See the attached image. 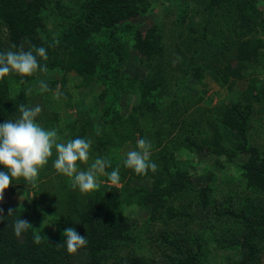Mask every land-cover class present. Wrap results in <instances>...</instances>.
<instances>
[{"label": "rangeland", "instance_id": "rangeland-1", "mask_svg": "<svg viewBox=\"0 0 264 264\" xmlns=\"http://www.w3.org/2000/svg\"><path fill=\"white\" fill-rule=\"evenodd\" d=\"M160 1L152 0V6L148 11L129 19L131 23H135L134 28L122 22L112 29H106L93 36L92 45L101 56L95 73L96 78H91L86 84H82L83 78L74 71L65 72L61 68L48 69L47 72L37 71L34 78L25 86V90L28 92L31 90L29 95L32 107L39 105L42 109L36 122L45 130H56L58 142L66 143L74 139L73 135L81 131V119H89L94 128L93 135L89 134L88 140L96 143L93 147H98L100 150L91 155L88 165L79 164L81 170H87L97 157L110 160L111 167L106 168V173L119 168V185H112L106 174L100 175L98 180L101 190L106 191L104 188L106 184L121 189L119 206L130 220L136 243L133 245L134 251L131 252L129 247L118 246L116 252L118 259L116 257L106 259L108 262L106 264H132V261L138 264H171L172 260L179 259H187L190 264H235L244 256L243 253L247 249L240 245H232L229 238L233 237L243 242L247 222L264 213V194L252 187H246L245 183L238 180L239 168L245 161L246 155L241 154L229 159L223 153H208L205 149L190 150L187 142L183 140L180 149L174 151L175 160L181 161L184 167H190L191 181L197 188L190 193L175 196L168 204L175 205L179 211H185L184 215L178 216L171 224L165 226L150 219L149 206L124 204L127 187L149 186L150 180L142 179L135 171L130 173L124 167L123 161L127 152L135 150L133 140L130 139L132 129L130 124L129 129L122 130L125 137L117 136L115 132L108 133V137L105 136L108 129L107 122L112 119L115 111H118L124 119L134 113L137 117L135 121L140 128H145L147 131L145 138L137 132L134 141L146 139L152 145L148 138L153 135L156 136V141L161 138L157 133L161 132L163 129H159L165 125L160 121L167 118L174 120L170 125L168 124L173 137L184 139L190 135L199 140L213 137L209 119L213 112H216L215 108L221 103L240 101L242 104H249L251 108L247 126L248 141L258 148L264 158V48L261 49L260 60L246 67V79L237 80L232 88L220 87L213 78L212 70L223 65L215 62L214 54L220 47L219 34L224 33L228 24V21H225L227 16L223 15L220 8L212 10L211 17L214 12L216 15L207 32L213 40L210 45L206 42L207 45H203L199 50L201 54L198 53L194 57L193 48L196 44L188 30L190 26L196 24L198 18L196 13L190 15L189 11L185 13L184 10L179 9L180 2L189 0H176L179 10L173 12L160 9L158 6ZM83 6L84 0H48L46 9L48 15L45 21L46 29L51 36H56L61 26L72 22L83 10ZM257 7L264 11V0H258ZM184 14L189 20L181 22L180 18L184 17ZM154 23H157L164 36L165 52L160 59L144 57L137 50L134 39L136 29H146ZM180 25L182 27H179ZM254 31L250 36L262 38L264 41L263 33L259 29ZM6 32V26L0 24V36L4 38ZM232 56L233 54L228 52L224 58L228 59ZM193 57L197 63L209 68L204 72L202 82L187 73ZM161 62L167 69L165 74L156 78L155 74ZM63 75H66V82L62 80ZM153 78H156L159 84L152 88L145 98L148 104H154V107H151L142 103L144 98H141L139 84L141 80ZM41 82L47 84L48 91L41 90ZM252 82L258 85L259 90L250 93L246 88ZM182 84L185 88L183 93L180 90ZM189 103L190 107H188ZM133 109L136 110L133 112ZM116 124L121 126V123ZM221 137L225 147H230L231 140L224 134H221ZM120 155H124V159ZM51 158H53L51 166H54L53 162L57 158L55 148ZM218 159L220 164L217 163ZM43 169L39 171L38 176ZM126 171L128 174H125ZM39 185L38 182L36 187L25 189L18 183L12 182L5 192L4 202L25 208L30 222L41 232L49 231L50 235L60 236L62 230L54 222L57 215L53 213L52 208H45L44 205L46 199L50 197L36 195L35 191L38 190ZM58 186L56 188L52 185V189L64 194V184ZM206 186L210 187V191L207 203L204 204L198 195V188ZM52 200L50 204L54 207L56 200ZM258 247L260 248L256 252L257 256L245 259L247 264H264V246ZM88 259L87 251H78L70 264H83ZM104 261L105 259L103 264Z\"/></svg>", "mask_w": 264, "mask_h": 264}, {"label": "trees", "instance_id": "trees-1", "mask_svg": "<svg viewBox=\"0 0 264 264\" xmlns=\"http://www.w3.org/2000/svg\"><path fill=\"white\" fill-rule=\"evenodd\" d=\"M257 1L189 0L188 2H180L179 9L184 10L185 13L190 12V15L196 13L198 18L196 24L190 26L188 30L189 35L194 37L193 41L196 44L193 48L194 57L200 53L199 50L202 49L203 45H207L206 42L210 45L213 40L207 32L216 15L214 12L211 17L212 10L220 8L223 15L227 16L225 21L227 20L228 24L224 33L219 34L220 47L214 54L215 62L223 65L212 70L213 78L220 87L229 86L232 88L237 80L246 79V67L252 62L256 63L260 60L264 41L262 38L250 36L254 30L257 31L258 29L264 35V11L257 7ZM47 3L48 0H0V24L7 28L4 38L0 36V53H6L9 50L19 51L22 47L23 50H31L35 54L34 48L44 47L48 59L44 60L37 56L42 67L46 65L47 70L61 68L65 72L74 71L83 78L82 84H86L91 78H96L95 73L101 59L100 53L92 45L93 36L106 29H112L122 22L134 28L135 23H131L129 19L143 15L152 6V0H84L83 10L78 16L68 25L61 26L56 36H51L46 29L45 21L48 15ZM166 3L167 5H165ZM158 6L160 9L170 10V12L179 10L176 0H161ZM186 16L184 14L180 21L189 20L186 19ZM134 33L136 48L144 57L160 59L164 56V36L157 23L146 29H136ZM180 34L182 33L180 32ZM14 45L15 47H13ZM228 52H231L233 56L226 59L224 56ZM194 57L191 59L187 73L195 80L202 82L204 72L209 68L197 63ZM166 69V66L161 62L155 77L165 74ZM33 78L34 75L20 76L15 72L0 78V124L7 120L15 121L18 119L21 116L19 112L21 104L33 108L31 97L25 90V86ZM156 78L141 80L139 84L141 98H144L142 103L151 107H154V104H148L145 98L150 90L159 84ZM62 80L63 82L67 81L66 75H63ZM258 82L260 81L258 80ZM259 85L261 86V82ZM180 86H182L180 87L182 93L185 92L184 84ZM246 90L251 93L254 90H259V88L256 83L252 82L247 85ZM188 107H190V103ZM135 110L133 109V112ZM215 110L216 112L214 111L209 119L213 130L211 136L213 135V137L202 138L201 140L197 137L192 138L190 135L184 139L173 137L170 133L171 127L168 126L174 121L173 118L160 121L165 125L159 129L163 130L157 133L161 138L157 141L155 135L148 138L152 145L156 141L153 145L154 150L151 147L150 159L158 166L157 171L153 173L149 170L147 175H137L142 179H149L150 185L127 187L126 199H124L125 201L122 199L124 204L140 207L149 206L150 219L161 222L165 226L171 224L172 220L178 216L184 215L185 211H179L175 205L168 204L169 200L175 196L190 193L197 188L191 181L190 167H184L181 161L175 160L174 151L180 149L183 140L187 142L190 150L205 149L208 153H223L229 159L241 154L246 155L245 161L239 168L238 180L245 183L246 187H252L264 194V158L258 148L249 143L247 136L250 105L242 104L240 101L221 103ZM153 111L156 110L153 109ZM113 114L112 119L107 122L108 129L105 136L108 137V133L114 134L115 132L117 136L125 137L122 133L123 128L129 129L131 126L130 139L133 140L136 150L135 135L138 132L141 136L143 135L142 138H145L146 129L140 128L138 122L135 121L137 117L134 116V113L129 114L127 119H124L118 111ZM81 122V131L73 135L74 139L88 140L89 134L93 135L94 127L87 118L81 119ZM116 123H121V126L119 127ZM221 134L226 135V138L231 140L230 147H225V144L221 142ZM95 145L96 143L92 142L90 159L91 155L93 156L96 151L99 152L100 150L98 147H93ZM120 157L124 159V155H120ZM52 160L53 158L49 159L48 165L38 176L36 185L38 182L40 185L35 192L36 195L44 198L50 197L46 199L44 205L45 208H52L53 213L57 215L54 222L62 230V233L60 236H55L50 235L49 231L41 232L30 222L28 211L25 208L9 202L0 203V208L4 209V219L0 221V264H70L75 254L67 252L66 244H64L66 237L63 235V232L69 227L75 228L79 234L87 238V245L79 250L87 251L89 255V259L83 264H103L104 259V264H106V259L117 258L118 246L129 247V252L134 251L133 245L136 243V239L131 231L130 220L119 206L121 189L106 184L104 185L106 191L99 188V190L91 193H82L79 189L76 190L70 186L68 177L58 174L55 167L51 166ZM217 163L220 164L219 159ZM191 165L193 164L191 163ZM125 169L130 173L134 171L126 167ZM0 171H6V169L0 165ZM127 171L125 174H128ZM12 182L18 183L25 189L32 188L23 178L13 179ZM56 184H64V194L52 189V185L56 188L59 187ZM209 191V186L198 188V195L204 204L207 203ZM52 199L56 200V203L53 204L54 207L50 204ZM9 208L13 209L14 212L11 216H8ZM17 219L27 220L34 229H29L17 237L14 232V222ZM262 225H264V213H260L252 221L247 222L243 242L233 237L229 238L232 245H240L247 249L243 253L244 256L240 257L235 264H247L246 260L257 256L256 252L260 248L258 246H264V226ZM34 233L45 237L41 244L34 243ZM58 245L60 246L57 247ZM173 263L190 264L191 262L187 259H179L177 261L172 260L171 264ZM132 264L138 263L132 261Z\"/></svg>", "mask_w": 264, "mask_h": 264}, {"label": "clouds", "instance_id": "clouds-1", "mask_svg": "<svg viewBox=\"0 0 264 264\" xmlns=\"http://www.w3.org/2000/svg\"><path fill=\"white\" fill-rule=\"evenodd\" d=\"M34 51L35 54L21 47L19 51L9 50L6 53H0V78L11 72L20 76H32L38 70L47 72V66L42 67L37 59V56L44 60L48 59L46 49L39 47L34 48ZM40 88L42 91L49 90L47 84L43 82ZM28 94H31V90ZM41 111L39 105L29 108L21 104L19 106L21 116L18 119L7 120L0 124V165L6 169V171H0V203L4 202L5 192L11 186L13 179L23 178L32 187L37 186L39 171L48 164L53 155V148L57 153V158L53 162L54 167L58 173L69 178L73 189L78 188L85 194L97 191L101 186L98 177L105 174L112 185H119V168L110 173L105 171L106 168L111 167L108 159L97 157L87 170H81L80 163L89 164L92 141L76 138L66 143L58 142L56 130H45L36 122ZM151 147L148 140L138 139L136 150L127 152L123 161L124 166L134 170L137 175H147L149 170L155 173L158 166L150 159ZM3 213L4 209L0 208V221L4 219ZM13 213V209L9 208L8 216ZM29 229H34V227L25 219H17L14 222V232L17 237ZM63 235L66 237L64 244L69 254H76L88 243L87 238L73 227L67 228ZM44 238L34 233L35 244H41Z\"/></svg>", "mask_w": 264, "mask_h": 264}]
</instances>
